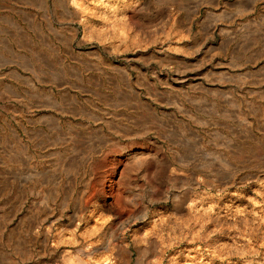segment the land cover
<instances>
[{"label": "rangeland", "instance_id": "1", "mask_svg": "<svg viewBox=\"0 0 264 264\" xmlns=\"http://www.w3.org/2000/svg\"><path fill=\"white\" fill-rule=\"evenodd\" d=\"M8 8L0 264H264V0Z\"/></svg>", "mask_w": 264, "mask_h": 264}, {"label": "crops", "instance_id": "2", "mask_svg": "<svg viewBox=\"0 0 264 264\" xmlns=\"http://www.w3.org/2000/svg\"><path fill=\"white\" fill-rule=\"evenodd\" d=\"M13 0H0V47L5 48L9 46L13 41L18 42L26 38L23 26L19 24V20L9 13L8 7H11ZM12 21H17L18 24L12 25ZM4 52L0 50V55H4Z\"/></svg>", "mask_w": 264, "mask_h": 264}, {"label": "bare ground", "instance_id": "3", "mask_svg": "<svg viewBox=\"0 0 264 264\" xmlns=\"http://www.w3.org/2000/svg\"><path fill=\"white\" fill-rule=\"evenodd\" d=\"M58 153V152H57ZM30 156V155H29ZM254 231V230H253Z\"/></svg>", "mask_w": 264, "mask_h": 264}]
</instances>
